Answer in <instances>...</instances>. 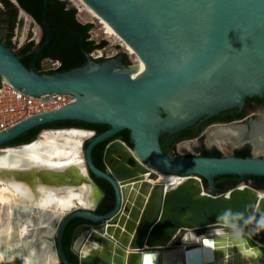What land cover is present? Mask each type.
<instances>
[{"label": "water", "instance_id": "obj_1", "mask_svg": "<svg viewBox=\"0 0 264 264\" xmlns=\"http://www.w3.org/2000/svg\"><path fill=\"white\" fill-rule=\"evenodd\" d=\"M10 1L18 12H26L19 0ZM85 1L157 69L132 77L134 64L126 67L123 50L102 63L88 55L85 65L66 72L37 71L35 61L52 38L48 0L43 14L47 37L30 65L0 39V78L35 96L54 92L77 96L71 105L34 115L0 132V154L6 147L17 149L37 142L45 129L92 132L82 143L86 175L70 166L64 171L34 169L29 179L50 185L86 181L96 189L97 201L93 207H78L61 216L46 210L52 226L49 222L36 227L29 237L30 248L38 250L46 241L45 251L57 259L52 264H72L63 249V233L72 218L82 216L98 225L87 226L73 245L84 233V242L95 239L98 245L86 255L76 247V264H169L170 251L183 244L189 231L204 236L200 244H184L183 264H264V188L249 182L217 191L215 181V176L225 174L264 175V158L174 154L165 152L159 143L161 135L190 125L207 108L234 105L264 89V0ZM182 51L189 55L185 64L165 68ZM226 52V61L219 64ZM226 79L221 94L210 93ZM251 80L252 84L247 83ZM197 85L195 96L175 109L173 102ZM63 119L105 123L110 128L97 134L85 127H45L27 142L10 143L33 127ZM123 129L130 130L133 146L120 137L111 139L103 151L104 169L97 167L93 147ZM160 172L171 176L168 185H152L145 179L147 174L156 178ZM95 177L107 180L114 191V206L105 214L97 213L106 190ZM212 228L224 233L210 236ZM17 251L30 256L31 262L37 257L24 246Z\"/></svg>", "mask_w": 264, "mask_h": 264}, {"label": "bare ground", "instance_id": "obj_2", "mask_svg": "<svg viewBox=\"0 0 264 264\" xmlns=\"http://www.w3.org/2000/svg\"><path fill=\"white\" fill-rule=\"evenodd\" d=\"M77 2L80 6V12L86 11L93 18L102 22L106 30L111 34H115L124 50L134 58L135 64L130 70L132 77H141L157 69L155 64H147L125 38L117 32L113 25L101 16L91 5L85 0H77ZM20 14L23 15L24 12L21 11ZM25 19L27 21L28 17L24 18V21ZM101 53L102 51H98V53L94 55L100 56ZM188 56L187 51L180 52L179 57L169 62L168 66L166 65L165 68L182 66L187 61ZM227 56L228 52L223 55L219 64L224 63ZM215 70L216 67L208 72L203 79L205 80L208 76L210 77ZM199 89L200 86L197 85L193 87L190 94H186L179 101L173 102V106L176 107L175 109L178 110L183 102L195 96ZM67 129L73 128L45 129L50 131L47 132L48 135L45 139L42 138L37 142L33 141L26 143L22 147H18L19 149L6 147L0 154V212L6 209L9 218L7 229L5 232L0 233V264H15V252L19 248L16 239H21L23 241L22 246L29 248V253H33L34 257L37 256L34 262L29 260L30 256H25L27 264L56 263V257L45 251L47 247L46 241L41 242V244H43L38 250L33 247L30 248L31 238L29 237L33 235L34 229L39 225L48 224L51 220L44 212L46 210H54L56 212L55 216H61L78 207H93L98 199L96 189L91 183L86 181L79 185L70 184L69 182H65L61 185H50L41 180L34 179L32 181L29 179V173L34 169L64 171L70 166H77L80 168L82 174H87L82 143L92 132L82 128H74L75 130L72 131ZM233 129L239 137L243 136L244 130L242 126ZM253 137L258 144L264 141V137L260 135H253ZM170 178L171 176L163 172H160L156 178H153L149 174L145 176V179L150 181L152 185L158 182H163L165 185H168L171 180ZM25 206H31V214L20 211ZM33 215H36V219ZM48 226L51 227L52 223L50 222ZM223 233L221 228H212L208 230L207 234L216 236ZM85 234L86 233L79 238L76 244V247L84 255L88 254L91 249L98 245L95 239L84 242ZM202 236H204L203 233L197 234L193 231L187 232L183 236V244L170 251L167 257L168 263L183 264L184 244H200Z\"/></svg>", "mask_w": 264, "mask_h": 264}, {"label": "flooded vegetation", "instance_id": "obj_3", "mask_svg": "<svg viewBox=\"0 0 264 264\" xmlns=\"http://www.w3.org/2000/svg\"><path fill=\"white\" fill-rule=\"evenodd\" d=\"M20 12H18V9L15 11L16 17L18 13L20 14ZM26 13H28L36 21V19L31 13H29L28 11H26ZM12 16L13 13L8 11L7 9L4 11L2 16L0 15V20H1L0 39L5 43H8L9 34L12 33V31L9 32L7 28L12 29L14 28L15 25L12 24ZM17 24L19 25L20 21H18ZM33 32L35 33L34 35H31V33L27 34L25 42L20 43L18 45V48L14 47L15 38H13L12 36L10 37V43L13 46L12 49H14L20 57L25 58L32 54L35 55L36 51L45 42L42 41L44 36L46 35V31L43 28V26L40 25L39 28L37 27V30H35L34 27ZM75 35H78L81 38L82 54L86 57V60H88V55H92L91 53L93 52V51L91 52L87 51V48L90 46L89 35L86 37L85 40L83 37V31L77 30ZM27 46H30L28 48V51L26 53H23V50ZM45 50L46 53L44 55H41ZM43 51L40 53L36 61L40 60V62L42 63L51 59L61 60V58L59 57L60 56L59 53L56 55H51V52L53 50L52 48H50V43ZM119 53L121 52H118V54H116L113 57H117ZM77 59L79 60L82 59L81 55H78ZM106 59L109 58H98L95 59V61L97 63H102ZM227 82L228 79L223 80L222 84L221 83L218 84L215 88H213L210 91V93L214 95L221 94L226 88L228 84ZM252 82L253 80L247 81V83H251V84ZM224 98H226V96L223 97L221 101L224 100ZM241 126L243 127L244 134L243 136L239 137L234 132L235 130L233 128H237ZM67 130L72 131L75 129L73 128ZM253 135L255 136L260 135L264 137L263 136L264 135V89L261 92H257L253 95H246L240 100V102H237L234 105H230L227 107H220V108L219 105H213L207 108L206 111L202 115H199V118L190 125H187L172 133L168 132L161 135L159 137V143L162 149L164 148L167 152L174 153L176 151L175 148L179 142L189 139L193 142L194 147L197 149L198 153L195 155L217 157L219 154L220 157L257 156L264 158V141L261 144H258L256 142V139L253 137ZM226 145H228L232 149V151L229 154H226L224 152V147H226ZM249 177L250 175L247 174L245 175L232 174V176H222V178L218 179V181L216 182V189L217 191L228 190L231 187L238 184L240 181H252L256 184L255 179L254 178L250 179ZM102 181L106 183L104 187L102 186L101 187L106 190L107 201L105 202V206L106 208H108V210L106 212H99V214H105L109 212L113 208L114 204L112 203L115 200V196L113 194L114 191L110 183L105 179H103ZM204 181L206 186L208 187L209 185L207 180L204 179ZM260 186L264 188V183H261ZM105 200L106 199L104 198L101 204H103ZM84 227H87V225H85ZM16 240H17L16 242L17 246H19L20 248V246L23 245V241L21 239L20 240L16 239ZM73 246L74 245H72V249ZM15 254H16L14 257L15 264H27V260L25 256H23L22 252L19 253L18 251H16Z\"/></svg>", "mask_w": 264, "mask_h": 264}, {"label": "trees", "instance_id": "obj_4", "mask_svg": "<svg viewBox=\"0 0 264 264\" xmlns=\"http://www.w3.org/2000/svg\"><path fill=\"white\" fill-rule=\"evenodd\" d=\"M1 3L5 6V8L13 13L12 16V24H16V13L17 7L10 1V0H0ZM20 5L29 13H31L36 21L43 26V14L45 11V0H19ZM47 22L49 23L51 30H52V39L50 42V48H52L51 55H56L59 53V57L62 60L61 66L57 70H50L48 73H56V72H66L70 71L73 68L81 67L86 63V57L82 54V40L78 35H75L77 30L83 31L84 40L89 35V29L91 24L89 23H82L76 17V11L74 9H70L67 7L65 1L63 0H48V11H47ZM1 23V20H0ZM12 33L9 34L7 46L13 48L10 43V37ZM46 40V35L44 36L42 41ZM90 46L87 48L88 52H91L95 49L101 48L105 46L106 42L103 40L99 43H95L94 41H89ZM27 46L23 53L28 51ZM46 50L43 51L41 55H44ZM33 55L28 57H21L22 61L30 65ZM78 55H81L82 59H77ZM41 57V56H40ZM35 69L37 71L40 70L41 62L40 60L36 61ZM1 79V78H0ZM69 126H77V127H85L91 128L96 130L97 134H100L110 128V125L105 123H89L82 120H75V119H63L57 120L54 122L46 123L40 126H36L31 128L30 130L22 133L15 139L11 140L10 143H21L27 142L35 137L38 132L45 127H69ZM116 137H120L125 140L130 146H133V142L130 137V130L123 129L114 136L103 140L96 144L92 149V158L95 165L101 169H104L103 164V151L107 145V143ZM163 150L167 152L164 148ZM217 157H220L218 154ZM222 176H232V174H225V175H217L215 176V181L217 182L218 179L222 178ZM250 179L254 178L256 181V185L260 186L261 183H264V175H250ZM96 181L99 183L100 186L104 187L106 183L103 178L95 177ZM114 194V193H113ZM112 194V195H113ZM105 201L103 204H100L99 208L97 209V213L99 212H106L108 208L105 206V202L107 201V197H105ZM87 226H97L96 222L92 220L78 216L72 218L63 233L62 238V245L63 249L71 261L72 264H76L78 261V254L72 249L73 242L83 227ZM62 264H65L62 262Z\"/></svg>", "mask_w": 264, "mask_h": 264}, {"label": "built area", "instance_id": "obj_5", "mask_svg": "<svg viewBox=\"0 0 264 264\" xmlns=\"http://www.w3.org/2000/svg\"><path fill=\"white\" fill-rule=\"evenodd\" d=\"M91 40V38H90ZM99 43V42H96ZM95 51H102L100 56L94 55ZM92 53L95 59L111 58L117 52L105 54L102 48L95 49ZM61 60L51 59L41 63L40 72L57 70L61 66ZM77 101V96L71 93H47L35 96L16 87L6 78L0 79V132L16 126L20 122L37 114L55 111ZM174 154H180L174 152ZM246 183H238L242 185Z\"/></svg>", "mask_w": 264, "mask_h": 264}, {"label": "rangeland", "instance_id": "obj_6", "mask_svg": "<svg viewBox=\"0 0 264 264\" xmlns=\"http://www.w3.org/2000/svg\"><path fill=\"white\" fill-rule=\"evenodd\" d=\"M63 1H65L68 8L74 9L76 11V17L80 22L91 24V27L89 29V37L91 38L92 41H94L96 43V42H101L104 40L106 42L105 46L101 47L102 49L105 50L104 51L105 54H111V53L117 52V51L123 52L124 48L121 45L118 38L116 37V35L109 33L106 30V27L104 26V24L102 22H100L99 20L93 18L88 12H86V11L80 12V10H79L80 6H79V3L77 2V0H63ZM5 10H6L5 6L0 2V15L1 16L3 15ZM22 12H24V11H22ZM23 15L18 13L17 17H16V24L14 25V28H12V29L7 28V30L9 32L12 31V37L15 38L14 39L15 40V43H14L15 48H18V45L20 43L25 42L28 33H31V35L35 34L33 32L34 27H35V30H37V27L39 28V24L29 14L24 12ZM26 17H28V20L26 21V19H25V21H24V18H26ZM18 21H20L19 25L17 24ZM94 51L95 50H93V52ZM97 53H98V51H95L94 54H97ZM91 56L93 57V55H91ZM126 59L128 60V62L126 63V67H129V64H130V66L132 64H135L134 58H132L128 53H127ZM47 132H50V131H43L42 132V138L45 139L47 137V135H48ZM175 150H176V152H179L180 154H184V155H195L198 153L197 149L193 145V142L189 139H186L184 141L179 142L177 144ZM231 151H232V149L228 145H226V147H224V152L226 154H229ZM243 182L244 183L250 182V184H253V185L255 184L252 181H240L239 183H243ZM20 211L25 212V213L27 212L28 214H31L32 208H31V206H25ZM33 216L36 219V215H33ZM8 222H9V218L7 216L6 209H5L3 212H0V233L5 232V230L7 229L8 225H9ZM85 228L86 227H84L81 231H83ZM11 243H13V242H11ZM73 249L75 252H78L75 245L73 246Z\"/></svg>", "mask_w": 264, "mask_h": 264}, {"label": "crops", "instance_id": "obj_7", "mask_svg": "<svg viewBox=\"0 0 264 264\" xmlns=\"http://www.w3.org/2000/svg\"><path fill=\"white\" fill-rule=\"evenodd\" d=\"M42 244H43V243H42ZM42 244H41V245H42Z\"/></svg>", "mask_w": 264, "mask_h": 264}]
</instances>
